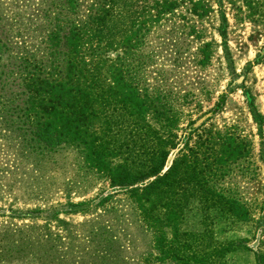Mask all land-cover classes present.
<instances>
[{"label": "trees", "instance_id": "obj_1", "mask_svg": "<svg viewBox=\"0 0 264 264\" xmlns=\"http://www.w3.org/2000/svg\"><path fill=\"white\" fill-rule=\"evenodd\" d=\"M38 2L35 19L28 18V23L18 14L5 17L0 8V127L21 143L44 150L73 144L88 165L101 170L109 165L106 158L120 153L123 122L111 115L122 113L130 119L125 130L132 142L126 144L124 162L106 169L110 188L122 190L115 195L126 197L139 223L152 234L155 254L145 257L143 264H227L230 253L250 249L247 238L219 241L214 226L221 219L229 229L252 228L256 237L260 227L256 214L263 208L222 185L225 178L230 183L235 171L246 181L259 176L253 142L205 126L220 112L225 94L203 121H191L179 139L175 124L180 116L174 108L193 97L140 81L157 56L149 51L139 64L138 52L153 29L171 24L177 40L203 42L193 56L197 65L209 66L213 45L204 42L203 25L215 7L222 18L230 5L236 22L264 26V0ZM176 18L179 22L172 23ZM181 48L177 61L184 53ZM263 55L264 50L258 57ZM101 119L104 127L98 135ZM109 137L115 138L112 149L106 146ZM136 137L143 141L139 149L132 146ZM174 150L179 155L171 160ZM259 159L264 164L263 153ZM40 229L45 231L41 238L32 235L33 227L21 231L17 239L7 237L8 230L0 232V264H127L108 224L90 228L83 237L87 250L73 262L55 252L50 257L46 246L49 243L53 251L59 236L46 226ZM254 258L256 264H264L259 248Z\"/></svg>", "mask_w": 264, "mask_h": 264}, {"label": "rangeland", "instance_id": "obj_2", "mask_svg": "<svg viewBox=\"0 0 264 264\" xmlns=\"http://www.w3.org/2000/svg\"><path fill=\"white\" fill-rule=\"evenodd\" d=\"M38 5V0H0L5 17L18 14L17 17L26 23L28 18L35 19L36 14H33ZM226 6L224 18L215 7V12L204 21L203 28L207 30L204 42L210 41L213 45L209 66L197 65L193 56L203 42L193 41V38L177 40L178 34L167 24L162 29H153L144 45L139 47V64L140 60L144 62L149 51L156 52L157 57L155 64L148 65L138 79L148 85H166L179 96L190 94L193 97L186 105L181 103L183 107L174 108L180 116L175 124L179 128V139L191 121L199 124L208 116L204 114L215 108L219 96L226 95L220 112L206 121L205 126L252 141L259 176L246 181L235 171L230 183H226L229 178H225L222 185L238 190L244 200L258 204L263 210L256 214V219L260 218L256 237H253L252 228L229 229L221 219L215 222L214 234L219 241L249 239L250 249L230 253L227 264H256L254 250L259 248L264 252V245H260L264 239V164L259 159L260 154H264V55L258 57L264 50V26L247 20L236 22L230 5ZM175 22L179 19L172 20ZM179 48L184 53L177 61ZM132 61L130 56L131 64ZM111 118L123 122V131L119 155L106 158L108 169L124 162V149L132 142L125 130L129 129L130 119L115 112ZM137 124L142 125L141 119ZM102 127L103 119L98 123V135H102ZM114 139L107 138L109 149L113 148ZM134 141L132 146L139 149L143 141L137 137ZM181 147L179 145V149ZM178 155V150L172 151L171 160ZM84 156L73 144L55 150L23 144L11 131L0 127V232L8 230L6 236L17 239L21 231L33 227L35 233L32 235L41 238L45 231L40 227L46 226L60 240L54 242L53 251L47 244L48 255L55 252L73 262L87 250L83 237L88 236L90 228L98 223L108 224L120 241L127 264H143L145 257L155 254L152 234L139 223L126 197L120 193L115 195L122 190L110 188L107 169L91 167ZM109 194L114 195L112 199L98 205ZM80 204L85 205L77 206ZM12 233L15 234L11 236Z\"/></svg>", "mask_w": 264, "mask_h": 264}]
</instances>
